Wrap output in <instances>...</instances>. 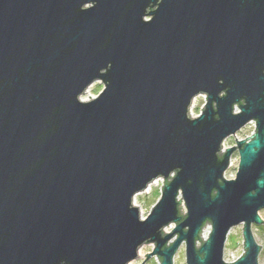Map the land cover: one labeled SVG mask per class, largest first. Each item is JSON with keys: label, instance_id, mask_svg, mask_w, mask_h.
Returning a JSON list of instances; mask_svg holds the SVG:
<instances>
[{"label": "water", "instance_id": "95a60500", "mask_svg": "<svg viewBox=\"0 0 264 264\" xmlns=\"http://www.w3.org/2000/svg\"><path fill=\"white\" fill-rule=\"evenodd\" d=\"M263 208L264 0H0V264H258Z\"/></svg>", "mask_w": 264, "mask_h": 264}, {"label": "rangeland", "instance_id": "374dc122", "mask_svg": "<svg viewBox=\"0 0 264 264\" xmlns=\"http://www.w3.org/2000/svg\"><path fill=\"white\" fill-rule=\"evenodd\" d=\"M102 89V83L100 81H95L89 85L83 94L80 96L81 99L87 100L91 97L96 96L99 91ZM203 103L202 97H198L195 105L192 108V112L196 113L199 111L201 104ZM198 110V111H197ZM253 131L252 126L245 127L240 133L241 136L250 135ZM232 164L230 168L225 173V178H233L235 176L236 168L238 165V154L235 152L233 154ZM162 182L151 186L147 192L136 194L133 198L134 205L140 210V216L146 217L148 212L157 202L160 197L159 188ZM183 212L186 213V208L183 202L180 203ZM259 215L264 219V208L260 209ZM258 225H252V232L255 238V241L261 246V251L258 255V264H264V225L257 227ZM174 228V224L171 223L168 226L164 227V232L169 233ZM211 230L210 224L206 223L204 229L202 230V240H204ZM200 244V241L197 242ZM154 247L153 243H148L142 245L138 250V258L129 262L128 264H159V260L152 256L146 258L144 254L150 253ZM243 253V238H242V224L236 225L230 229L227 234L226 242L224 245V254L223 258L225 261L231 262L236 260ZM145 259V260H144ZM174 264H186L185 263V251L184 244H182L174 255Z\"/></svg>", "mask_w": 264, "mask_h": 264}, {"label": "built area", "instance_id": "2783aa9c", "mask_svg": "<svg viewBox=\"0 0 264 264\" xmlns=\"http://www.w3.org/2000/svg\"><path fill=\"white\" fill-rule=\"evenodd\" d=\"M198 97H202L203 103L201 104V106H200V108H199V111L197 110L198 112L194 113V112H192V108H193V106L195 105V102H196V100H197ZM204 105H205V95H204V94H200V95L196 96L195 98H193L192 101H191L190 107H189V114H190V116L194 117V116L199 115L200 112L202 111L201 108H202ZM248 126H252V127H253V131H252V133H251L250 135H246V136H244V137L241 136L240 133L242 132V130H243L245 127H248ZM254 130H255V124H254V121H249L244 127H242L240 130H238L235 134L230 135L229 137H227L226 139L223 140V142H222V144H221L220 152H225V148H230V147H232V146H235V145H236V140L239 141V140H243V139H245V138H247V137H250V136L253 134ZM235 139H236V140H235ZM246 140H248V138H247ZM234 153H235V152H234ZM234 153H233V154H234ZM233 154L230 156L229 163H228V168L226 169V171L230 168V166H231V164H232V159H233L232 156H233ZM226 171H225V173H226ZM225 173H224V175H225ZM224 177H225V176H224ZM158 182H163V179H162V178H156L155 180H153L152 182H150L144 190H142V191L139 192V193L147 192L149 189H151V186L158 184ZM161 184H162V183H161ZM159 192L161 193V186H160V188H159ZM139 193H137V194H139ZM133 203H134V202H133ZM139 211H140V210H139ZM141 218H144V217L141 216ZM202 230H203V229H202ZM202 230H201V234H202ZM209 233H210V232H209ZM202 235H203V234H202ZM207 237H208V236H207ZM207 237H206V238H207ZM206 238H205V239H206ZM205 239H204V240H205ZM233 261H234V260H233Z\"/></svg>", "mask_w": 264, "mask_h": 264}, {"label": "flooded vegetation", "instance_id": "af4514ba", "mask_svg": "<svg viewBox=\"0 0 264 264\" xmlns=\"http://www.w3.org/2000/svg\"><path fill=\"white\" fill-rule=\"evenodd\" d=\"M261 217V216H260ZM261 219H262V224H254V225H258L259 227H261V226H263L264 225V219L261 217ZM253 225V224H252ZM252 225H251V230H252ZM257 226V227H258ZM242 228H243V224H242ZM253 233V232H252ZM254 236V235H253ZM255 239V238H254ZM260 251H261V249H260ZM260 253V252H259Z\"/></svg>", "mask_w": 264, "mask_h": 264}]
</instances>
